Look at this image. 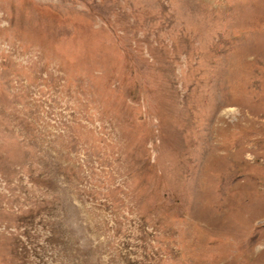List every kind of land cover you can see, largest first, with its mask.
<instances>
[{"label":"rangeland","instance_id":"374dc122","mask_svg":"<svg viewBox=\"0 0 264 264\" xmlns=\"http://www.w3.org/2000/svg\"><path fill=\"white\" fill-rule=\"evenodd\" d=\"M0 264H264V0H0Z\"/></svg>","mask_w":264,"mask_h":264}]
</instances>
